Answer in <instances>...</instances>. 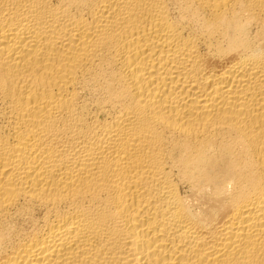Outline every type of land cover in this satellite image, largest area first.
<instances>
[{
  "label": "bare ground",
  "instance_id": "obj_1",
  "mask_svg": "<svg viewBox=\"0 0 264 264\" xmlns=\"http://www.w3.org/2000/svg\"><path fill=\"white\" fill-rule=\"evenodd\" d=\"M0 264H264V0H0Z\"/></svg>",
  "mask_w": 264,
  "mask_h": 264
}]
</instances>
